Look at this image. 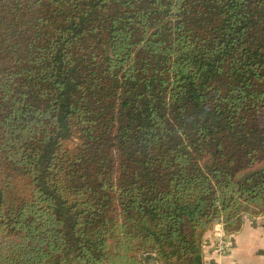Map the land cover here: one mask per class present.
I'll use <instances>...</instances> for the list:
<instances>
[{"label": "trees", "instance_id": "obj_1", "mask_svg": "<svg viewBox=\"0 0 264 264\" xmlns=\"http://www.w3.org/2000/svg\"><path fill=\"white\" fill-rule=\"evenodd\" d=\"M262 214L264 0H0V264H204Z\"/></svg>", "mask_w": 264, "mask_h": 264}, {"label": "crops", "instance_id": "obj_2", "mask_svg": "<svg viewBox=\"0 0 264 264\" xmlns=\"http://www.w3.org/2000/svg\"><path fill=\"white\" fill-rule=\"evenodd\" d=\"M259 216H246L235 230H226L225 237L230 250L223 256L217 255L208 243L220 225H215L206 232L204 235L206 244L203 246L206 264H264V220H259ZM147 258V264H154L152 257Z\"/></svg>", "mask_w": 264, "mask_h": 264}, {"label": "rangeland", "instance_id": "obj_3", "mask_svg": "<svg viewBox=\"0 0 264 264\" xmlns=\"http://www.w3.org/2000/svg\"><path fill=\"white\" fill-rule=\"evenodd\" d=\"M261 218V219H260ZM258 219L259 220H264V214L263 215H260L259 217H258ZM258 219H257V221H258ZM264 222V221H263ZM215 225H220V227H217L216 229H215V231H214V237L211 239V240H209V242L208 243H210V245L213 247V244H216L215 243V241H216V235L217 236H225V234H226V228L224 227V225L223 224H221V223H217V224H215ZM215 225H214V227H215ZM213 227V228H214ZM212 228V229H213ZM205 235V234H204ZM204 244H206V241H205V238H204V236H203V243H202V246H204ZM218 253V252H217ZM218 255V254H217ZM203 262H204V264H206V259L205 258H203Z\"/></svg>", "mask_w": 264, "mask_h": 264}, {"label": "built area", "instance_id": "obj_4", "mask_svg": "<svg viewBox=\"0 0 264 264\" xmlns=\"http://www.w3.org/2000/svg\"><path fill=\"white\" fill-rule=\"evenodd\" d=\"M215 243L216 244H213V250L215 251V253L218 254L219 256L225 255L227 251V246H228V241L226 237L223 235L222 236L216 235Z\"/></svg>", "mask_w": 264, "mask_h": 264}]
</instances>
